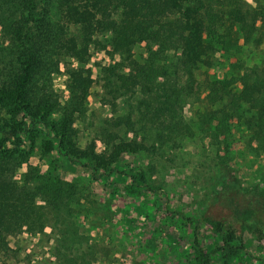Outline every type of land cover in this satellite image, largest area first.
<instances>
[{
	"label": "trees",
	"instance_id": "1",
	"mask_svg": "<svg viewBox=\"0 0 264 264\" xmlns=\"http://www.w3.org/2000/svg\"><path fill=\"white\" fill-rule=\"evenodd\" d=\"M251 2L0 0V264L11 251L8 238L25 227L49 244L44 253L52 259L45 264H98L102 256L90 244L84 220L110 224L106 204L91 194V183L65 182L56 170L41 173L28 163L20 137L26 120L56 142L44 146V157L57 150L69 161L84 163L93 176L113 174L112 166L125 156L156 154L164 146L177 149L183 138L192 137L182 116L188 100L200 102L220 127L242 123L257 142L255 150L264 153V67L240 69L230 63L238 74L222 79L206 74L217 50L235 57L240 45L264 43V0ZM140 42L148 58L131 64L128 73L120 61L101 67L100 102L109 109L95 128L102 149L97 151L94 141L77 145L73 124L83 115L92 80L74 69L70 96L61 106L51 75L66 57L83 62L89 45L124 55ZM56 112L60 119L50 121ZM22 166L25 172L16 177ZM208 167L207 199L213 201L197 213V222L220 243L216 250L228 263L245 249V233L264 242V176L242 181L219 156ZM134 168L132 184L144 195L145 176L138 164ZM193 248L194 264L211 263L197 231Z\"/></svg>",
	"mask_w": 264,
	"mask_h": 264
},
{
	"label": "rangeland",
	"instance_id": "2",
	"mask_svg": "<svg viewBox=\"0 0 264 264\" xmlns=\"http://www.w3.org/2000/svg\"><path fill=\"white\" fill-rule=\"evenodd\" d=\"M246 1L252 3L251 0ZM98 38L101 39V36ZM236 50L239 55L235 57H228L222 50H217L207 76L210 79H222L238 74L239 69L229 67L230 63L241 65L240 69L264 67V43L240 45ZM147 58L146 46L140 42L124 55L115 52L112 47L99 50L89 45L83 62L73 57L61 60L58 71L50 79L51 89L61 106L67 103L70 96L67 85L74 69H82L83 75L92 80L89 94L82 105L83 115L73 124L77 145L83 147L94 141L97 151L102 149L101 143L96 140L95 128L109 115V109L100 102L101 90L97 79L101 67L120 61L126 65L124 72L128 73L131 64L143 63ZM203 77L199 71L196 76L199 83ZM182 116L194 134L183 138L177 149L164 146L156 154L125 156L112 166L116 172H101L97 176H93L84 163L69 161L57 150L44 157V146L48 142L55 146V140L41 126L30 124L29 120L23 125L20 134L24 141L22 149L28 152L30 165L37 167L41 173L56 170L65 182L78 180L91 183L89 190H93L91 194L96 195L94 198L111 209L108 218L110 224L97 226L98 223L94 225L84 220L88 222L87 235H91L90 241L93 240L90 244L102 256L98 264H194L196 231L200 246L211 254L210 264H264V242H258L247 233L244 235L245 249L238 251L227 263L226 255L216 250L220 243L206 226L197 222V213L213 201L207 199L211 182L204 177L209 169V160L216 156L222 157L242 181L250 183L264 176V153L255 150L257 142L252 141L242 123L234 124L230 129L220 127L211 120L209 112L204 110L200 102L188 100L183 106ZM60 117L61 112H56L49 120H59ZM135 164L139 165L146 179L148 190L144 195L139 194L140 188L132 184L130 175L136 171ZM25 170V166H22L16 177ZM101 183L122 184L110 191L107 197L102 190L107 186ZM99 194L105 201L98 200ZM96 229L98 232L95 235ZM109 234L112 241L107 238ZM48 246L43 238L25 227L17 236L8 238L11 251L4 259L5 264H45L52 259L49 253H44Z\"/></svg>",
	"mask_w": 264,
	"mask_h": 264
},
{
	"label": "crops",
	"instance_id": "3",
	"mask_svg": "<svg viewBox=\"0 0 264 264\" xmlns=\"http://www.w3.org/2000/svg\"><path fill=\"white\" fill-rule=\"evenodd\" d=\"M96 185L98 184V183H95ZM102 185H106L107 187H103L102 188V190L104 191V192H106V194H107V197H109V195H110V191H112L113 189H115V188H118L122 183H101ZM123 186V185H122ZM92 189H91V193H92ZM105 194V193H104ZM93 196H96V195H93ZM101 195L99 194V201H105V198L102 200L101 198ZM102 203H104V202H102ZM106 207H107V209H108V206H107V204H106ZM109 210H111V209H108V211ZM100 225H102L103 226V224H100ZM99 227H101V226H99ZM95 231V235L97 234V229L96 230H94ZM89 232H91V231H89ZM91 234V233H90ZM101 235H102V237H105L106 238V236H104L102 233H101ZM89 236H91V235H89ZM93 241V240H92ZM92 241H90L91 243H92Z\"/></svg>",
	"mask_w": 264,
	"mask_h": 264
}]
</instances>
